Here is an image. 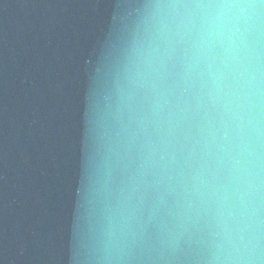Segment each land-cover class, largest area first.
<instances>
[{"label":"water","instance_id":"water-1","mask_svg":"<svg viewBox=\"0 0 264 264\" xmlns=\"http://www.w3.org/2000/svg\"><path fill=\"white\" fill-rule=\"evenodd\" d=\"M0 264H264V0H0Z\"/></svg>","mask_w":264,"mask_h":264}]
</instances>
